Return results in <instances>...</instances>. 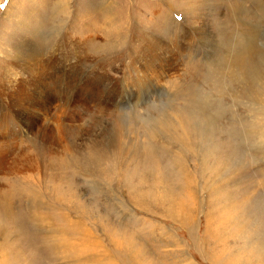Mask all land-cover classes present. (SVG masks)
<instances>
[{
	"label": "rangeland",
	"instance_id": "rangeland-1",
	"mask_svg": "<svg viewBox=\"0 0 264 264\" xmlns=\"http://www.w3.org/2000/svg\"><path fill=\"white\" fill-rule=\"evenodd\" d=\"M263 89L264 0H0V264H264Z\"/></svg>",
	"mask_w": 264,
	"mask_h": 264
},
{
	"label": "bare ground",
	"instance_id": "bare-ground-1",
	"mask_svg": "<svg viewBox=\"0 0 264 264\" xmlns=\"http://www.w3.org/2000/svg\"><path fill=\"white\" fill-rule=\"evenodd\" d=\"M263 16V15H262ZM244 21V20H243ZM204 27H206L207 29H208V31L210 32V30H209V28L207 27V26H205V25H203ZM196 27V26H195ZM199 30V28L198 29H195V31H198ZM188 31V30H187ZM186 34V33H185ZM184 34V35H185ZM188 34H189V32H188ZM193 34H195L194 32H193ZM188 37V36H187ZM197 37V36H196ZM193 38L192 39V42L194 43V42H196V43H198V44H201L202 46H204V47H206L207 49H210L211 47H208L209 46V44L213 41V40H215V37H213L212 36V34H210L208 37H204L202 34L201 35H199V37L198 38ZM183 38V37H182ZM184 40V39H183ZM189 41V40H188ZM254 41V40H253ZM183 43V42H182ZM255 43V42H254ZM257 45V44H256ZM182 46V45H181ZM190 46V45H189ZM255 46V45H254ZM217 47V46H216ZM252 47V45L251 44H249V46L247 47V49H244L246 52H248L249 51V49ZM259 47V46H258ZM160 47H159V45H154L153 47H151L150 49H148V52H147V54L144 56L148 61H149V63H155V62H157V60H159L160 58L158 57L157 59L156 58H154L153 57V55H156V52L158 51V49H159ZM200 48V47H199ZM218 48V47H217ZM182 49L184 50V52H183V58L184 57H189V56H191V52H192V49L191 48H189V47H182ZM261 49V48H260ZM248 50V51H247ZM44 51H45V53L47 54V50H45V49H43V48H41V47H38V50H32V55H35V56H37V54H40V55H43L44 54ZM29 52V51H28ZM262 52V51H261ZM27 54V53H26ZM52 54V53H51ZM232 54V53H231ZM48 55V54H47ZM22 56V55H21ZM246 56H248V54H246ZM246 56L244 55V54H241V56H240V59H241V61L242 62H244L245 61V59H246ZM19 57V56H18ZM27 58H29L28 56H27ZM163 58V57H162ZM35 59V58H34ZM163 60H165V61H167L165 58L163 59ZM172 60V59H171ZM30 61H32L31 59H30ZM35 61V60H34ZM21 62V61H20ZM27 62V61H26ZM33 62V61H32ZM169 62V61H168ZM167 62V63H168ZM157 64V63H156ZM33 65V64H32ZM263 66V65H262ZM17 67V69H18V66H16ZM210 68V67H209ZM26 69V68H25ZM44 69H45V66H44ZM192 69V68H191ZM28 71V70H27ZM197 71V70H196ZM21 72V71H20ZM22 72H23V70H22ZM199 72V71H198ZM227 73V72H226ZM16 74V73H15ZM60 75L62 74V72H60L59 73ZM197 74V73H196ZM17 75V74H16ZM195 75V74H194ZM19 76V75H18ZM42 76V75H41ZM227 76V75H226ZM22 77V76H21ZM32 77V76H31ZM234 77V76H233ZM43 78V77H42ZM207 78V77H206ZM260 78V77H259ZM23 79H24V77H23ZM37 79V78H36ZM228 79V78H227ZM55 80V79H54ZM223 80V79H222ZM34 81H35V79H34ZM58 81V80H57ZM27 82H28V80H27ZM30 82H32V81H30ZM29 82V83H30ZM224 82V81H223ZM228 82V81H227ZM36 83H34V85H35ZM53 85H55V83H52ZM33 85V87H35ZM38 85V84H37ZM36 85V86H37ZM139 86H145V85H139ZM32 87V88H33ZM55 87V86H54ZM221 87V86H220ZM223 87V86H222ZM151 87H149V86H147V89H146V91L148 90V89H150ZM210 89V88H209ZM215 89V88H214ZM217 89V88H216ZM215 89V90H216ZM63 90H65V89H62V91ZM155 90V89H154ZM218 90H220L219 89V87H218ZM264 90V89H263ZM10 91V90H9ZM55 91V90H54ZM85 91V90H84ZM146 91H144L142 94H148ZM152 91V90H151ZM159 91V90H158ZM217 91V90H216ZM14 92V91H13ZM28 92V91H27ZM253 92V91H252ZM133 93V92H132ZM60 94V93H59ZM57 95L56 97H60V95ZM140 95L141 97L143 96V95ZM156 94H157V91H156ZM67 95H69L68 93H67ZM67 95H66V97H65V99L64 100H67V101H64V103H65V106H68L69 104H70V102H72L73 101V98H74V95H71V99H72V101H70V99H69V97H67ZM136 95V94H135ZM70 96V95H69ZM80 96V95H79ZM134 96V95H133ZM43 97V96H42ZM45 97V96H44ZM259 97V96H258ZM67 98V99H66ZM160 98V97H159ZM261 98V97H260ZM61 99V98H60ZM77 99V98H76ZM208 99V98H207ZM54 100V99H53ZM136 100V99H135ZM147 100V99H146ZM39 101V100H38ZM240 101V100H239ZM262 100H259V102H261ZM57 102H58V100H57ZM145 102V101H144ZM33 103V102H32ZM77 103V102H76ZM244 103H246V102H244ZM264 103V102H263ZM239 104V103H238ZM248 104V103H247ZM258 104V103H257ZM142 105V104H141ZM47 106L48 105H45L44 106V108H45V110L43 111L44 112V115H43V121H48L49 120V115H51L52 113H55L56 111H57V108L54 106V105H52V106H50V107H48L47 108ZM57 106V105H56ZM247 106V105H246ZM261 106V105H260ZM40 107V106H39ZM255 107V106H254ZM262 108L264 107V106H261ZM69 108V107H68ZM67 108V109H68ZM71 108V107H70ZM103 108V107H102ZM27 109V108H26ZM60 109V108H59ZM108 109V108H107ZM61 110V109H60ZM106 110V109H105ZM260 110V112H261V110L262 109H259ZM259 110H257V113H259L258 111ZM264 110V109H263ZM81 111V110H80ZM250 111V110H249ZM105 112V111H104ZM264 112V111H263ZM262 112V113H263ZM110 113V112H109ZM247 114V113H246ZM250 115V114H249ZM258 115V114H257ZM39 115H37V114H33V116L32 117H38ZM71 116V115H70ZM148 116V115H147ZM190 116V115H189ZM110 117V116H109ZM261 117V116H260ZM27 119V118H26ZM32 119V118H31ZM30 119V122H33V120H31ZM108 119V118H107ZM262 119V118H261ZM6 121V120H5ZM12 121V120H11ZM262 121H264V120H262ZM1 122V121H0ZM2 122H3V120H2ZM102 122V121H101ZM252 122V121H251ZM10 123V122H9ZM70 123V122H69ZM30 124V123H29ZM249 124H252V123H249ZM5 124H3L2 125V127L4 126ZM6 126V125H5ZM51 126V125H50ZM255 126V125H254ZM43 127V126H42ZM46 127V126H45ZM50 129V128H49ZM245 129V128H244ZM251 129V128H250ZM248 130V129H247ZM12 131H13V133H15V134H17V131L12 127ZM194 131V130H193ZM252 131H255V130H252ZM21 133V132H20ZM259 133L261 134V132L259 131ZM37 134V133H36ZM52 134V133H51ZM8 135V134H7ZM31 135V134H30ZM16 135H14V136H12V138L13 137H15ZM20 136H21V134H20ZM41 137V136H40ZM55 137V136H54ZM207 137V136H206ZM4 138V137H3ZM14 139V138H13ZM29 139V138H28ZM31 139V138H30ZM45 139V138H44ZM3 140V139H2ZM9 141V140H8ZM29 141V140H28ZM35 141V140H34ZM27 142V141H26ZM30 142V141H29ZM46 142H48V141H46ZM6 143V142H5ZM5 143H2V145L0 146V155H1V153H2V148H9V147H7V145L5 144ZM28 143V142H27ZM49 143V142H48ZM55 143V142H54ZM30 144V143H29ZM32 144V143H31ZM246 144V143H245ZM28 145V144H27ZM51 145V144H50ZM9 149H13V148H9ZM53 149V148H52ZM51 150V149H50ZM8 152V151H7ZM54 152V151H53ZM19 153V152H18ZM11 155V154H10ZM9 155V156H10ZM18 155V154H17ZM94 155V154H93ZM92 155V156H93ZM25 156V155H24ZM3 157V155H1L0 156V170H1V167L4 165V158H2ZM33 159V158H32ZM37 162V161H36ZM33 163V162H32ZM38 164V163H37ZM22 165V164H21ZM35 165V164H34ZM33 165V166H34ZM23 166V165H22ZM24 167V166H23ZM28 168V167H27ZM34 168V167H33ZM109 180V179H108ZM257 192V191H256ZM255 193V192H254ZM257 194V193H256ZM256 194H254V195H256ZM251 198V197H250ZM177 213V212H176ZM178 214V213H177ZM180 214V213H179ZM252 237H254V236H252ZM260 238V237H259ZM258 238V239H259ZM259 241H260V239H259ZM264 245V244H263ZM262 245V246H263ZM259 247V246H258Z\"/></svg>",
	"mask_w": 264,
	"mask_h": 264
}]
</instances>
